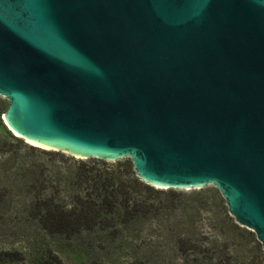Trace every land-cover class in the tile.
I'll return each instance as SVG.
<instances>
[{
  "label": "water",
  "instance_id": "obj_1",
  "mask_svg": "<svg viewBox=\"0 0 264 264\" xmlns=\"http://www.w3.org/2000/svg\"><path fill=\"white\" fill-rule=\"evenodd\" d=\"M0 97L31 146L214 187L264 253V0H0Z\"/></svg>",
  "mask_w": 264,
  "mask_h": 264
},
{
  "label": "trees",
  "instance_id": "obj_2",
  "mask_svg": "<svg viewBox=\"0 0 264 264\" xmlns=\"http://www.w3.org/2000/svg\"><path fill=\"white\" fill-rule=\"evenodd\" d=\"M7 105L0 97V228L33 229L68 240L104 229L114 241L119 229L152 220L161 209H176V203H182L186 211L198 214L211 200L231 221V227L241 231L217 189L197 191L203 196L196 200L198 204L188 203L187 197L182 199L183 195L174 191L167 192L163 200L159 190L137 178L128 159L117 163L76 160L59 152L40 150L15 138L2 121ZM248 233L252 236V232ZM192 241V238L179 237L180 251L185 253L194 248ZM254 243L260 259L257 264H264L261 245L257 239ZM45 259L34 260L32 264H64L50 250L46 251ZM142 260L92 264H150ZM228 261L215 264H229Z\"/></svg>",
  "mask_w": 264,
  "mask_h": 264
},
{
  "label": "rangeland",
  "instance_id": "obj_3",
  "mask_svg": "<svg viewBox=\"0 0 264 264\" xmlns=\"http://www.w3.org/2000/svg\"><path fill=\"white\" fill-rule=\"evenodd\" d=\"M207 189L215 190L212 186ZM159 191V197L163 200L169 191L179 192L183 195L182 199L187 197L188 203L193 201V204H198L196 200L203 197L197 191ZM206 203V209L198 214H194L195 211L192 210L186 211L182 208V203H176V209H161L152 220L119 229V235L114 241L104 229L83 233L68 240L61 236L50 237L33 229L2 227L0 264H32L34 260H46L45 253L48 250L64 264L121 263L138 258H143L142 261L150 264H215L225 259H229V264L260 262L255 252V235L251 233V236L248 233L251 231L241 226V231L233 229L231 221L225 218L211 200ZM232 220L236 224L233 218ZM179 237L192 238L191 244L195 247L182 253L177 244Z\"/></svg>",
  "mask_w": 264,
  "mask_h": 264
},
{
  "label": "bare ground",
  "instance_id": "obj_4",
  "mask_svg": "<svg viewBox=\"0 0 264 264\" xmlns=\"http://www.w3.org/2000/svg\"><path fill=\"white\" fill-rule=\"evenodd\" d=\"M43 149H45V148H43Z\"/></svg>",
  "mask_w": 264,
  "mask_h": 264
}]
</instances>
